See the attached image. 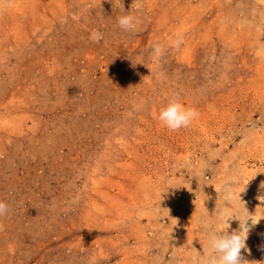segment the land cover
I'll list each match as a JSON object with an SVG mask.
<instances>
[{
	"label": "rangeland",
	"instance_id": "1",
	"mask_svg": "<svg viewBox=\"0 0 264 264\" xmlns=\"http://www.w3.org/2000/svg\"><path fill=\"white\" fill-rule=\"evenodd\" d=\"M0 264H264V0H0Z\"/></svg>",
	"mask_w": 264,
	"mask_h": 264
}]
</instances>
